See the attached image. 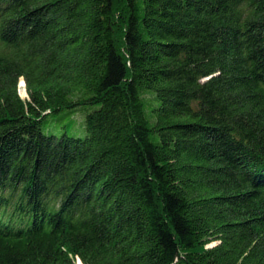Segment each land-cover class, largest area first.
Segmentation results:
<instances>
[{
    "label": "trees",
    "instance_id": "trees-1",
    "mask_svg": "<svg viewBox=\"0 0 264 264\" xmlns=\"http://www.w3.org/2000/svg\"><path fill=\"white\" fill-rule=\"evenodd\" d=\"M77 260L264 264V0H0V264Z\"/></svg>",
    "mask_w": 264,
    "mask_h": 264
},
{
    "label": "rangeland",
    "instance_id": "rangeland-1",
    "mask_svg": "<svg viewBox=\"0 0 264 264\" xmlns=\"http://www.w3.org/2000/svg\"><path fill=\"white\" fill-rule=\"evenodd\" d=\"M21 81V80H20ZM18 91H19V95L22 99H26L27 95L24 89V83L23 84H18Z\"/></svg>",
    "mask_w": 264,
    "mask_h": 264
},
{
    "label": "bare ground",
    "instance_id": "bare-ground-1",
    "mask_svg": "<svg viewBox=\"0 0 264 264\" xmlns=\"http://www.w3.org/2000/svg\"><path fill=\"white\" fill-rule=\"evenodd\" d=\"M19 83L23 84V81L21 80ZM77 264H82V263L80 262V260H77Z\"/></svg>",
    "mask_w": 264,
    "mask_h": 264
}]
</instances>
